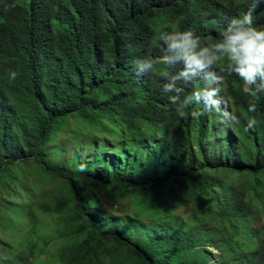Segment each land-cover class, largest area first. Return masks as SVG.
Instances as JSON below:
<instances>
[{
  "label": "trees",
  "instance_id": "16d2710c",
  "mask_svg": "<svg viewBox=\"0 0 264 264\" xmlns=\"http://www.w3.org/2000/svg\"><path fill=\"white\" fill-rule=\"evenodd\" d=\"M249 11L264 29V0H0V196L18 200L0 199V222L24 227L0 264L45 252L40 214L57 224L58 264H264V91L252 96L224 60L205 69L215 83L171 81L182 64L161 59V32L203 47ZM138 58L153 68L137 74ZM167 82L181 97L214 88L224 106L174 110ZM81 125L89 155L65 161L58 139ZM33 163L59 189L35 198Z\"/></svg>",
  "mask_w": 264,
  "mask_h": 264
},
{
  "label": "clouds",
  "instance_id": "9594fccd",
  "mask_svg": "<svg viewBox=\"0 0 264 264\" xmlns=\"http://www.w3.org/2000/svg\"><path fill=\"white\" fill-rule=\"evenodd\" d=\"M163 42L164 64L172 65L176 62L182 64L178 74L171 77V81L183 79L190 81L193 78L203 76L208 84L215 83L219 77L215 71L210 69L218 61L224 60V68L230 73H235L241 81L249 86V92L255 96L264 91V29L253 26L251 12L232 17L228 20L222 36L210 44L200 46V38L194 36L190 31H163L160 33ZM153 60L138 58L134 61V70L137 74H143L153 68ZM10 79L15 78L16 72L8 73ZM163 92L170 93L167 96L170 106L174 110H182L184 107L203 102L215 107L219 102L214 99L216 89L209 88L206 91H193L190 95L181 97L182 91L173 82L162 84ZM219 93V92H218ZM256 105L249 102L248 111L255 110ZM229 118L227 126L238 123L236 115L225 111ZM249 120L248 125L254 124ZM83 168V165H81Z\"/></svg>",
  "mask_w": 264,
  "mask_h": 264
},
{
  "label": "rangeland",
  "instance_id": "374dc122",
  "mask_svg": "<svg viewBox=\"0 0 264 264\" xmlns=\"http://www.w3.org/2000/svg\"><path fill=\"white\" fill-rule=\"evenodd\" d=\"M214 99H216L219 103L216 106H224L223 102H221L220 94L217 92L215 93ZM210 106V105H208ZM215 107H212V110L215 111ZM74 125V121L70 122V127ZM67 132H70V130H67ZM92 132H89L88 128L86 125H81L80 127H76L70 134L64 135L59 137V141L64 142L67 145L66 149L64 146V159L67 161L74 152L77 151H83L84 154L89 155V153L86 151L85 145L88 142V139ZM73 148L72 150H70ZM33 167H35V164L33 163L32 165H23V169L25 170V178L27 181L28 185H32L34 189L39 188V191L35 194V198L40 195L41 192L47 189V187L54 186L56 189H59L58 187V181H54L53 184L49 183H43L41 182L42 180L37 178L34 173L32 172ZM3 196H0V199H6L8 205H11L12 202H18V200L15 199V197H10L7 196L5 193H1ZM20 197H23V194L20 195ZM101 200V206L103 208L109 209L111 206V201L107 197L100 196ZM35 201V200H34ZM117 202L115 201V204ZM118 209V208H116ZM131 209V208H129ZM1 215V213H0ZM15 220V218H13ZM40 219L44 222V224L47 226V229L45 231L46 235L50 234V231L52 232V235L50 238L45 242L43 249L44 253L38 255L37 253H34L35 257L32 260V258L27 260V264H58L57 258H56V244L61 243V238L59 234L57 233L56 226L54 219L51 216H45L43 214H40ZM17 223V222H16ZM15 224L14 222H11V226H7L0 222V261L2 259H5V261H8L9 259L12 258V254L8 249V246L10 244L7 243V241H12L17 242L19 244L24 242V239L22 236L24 235V227L22 229L19 228V225L16 224L15 227L13 228ZM56 235V236H55ZM36 238V233L31 234L28 236V238L25 240V243H29L34 241ZM39 243V241L37 242ZM41 243V242H40ZM243 248H247L246 245H242ZM50 251L51 253L47 252Z\"/></svg>",
  "mask_w": 264,
  "mask_h": 264
}]
</instances>
